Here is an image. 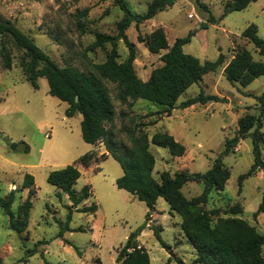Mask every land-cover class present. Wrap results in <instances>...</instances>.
<instances>
[{
    "label": "rangeland",
    "instance_id": "rangeland-1",
    "mask_svg": "<svg viewBox=\"0 0 264 264\" xmlns=\"http://www.w3.org/2000/svg\"><path fill=\"white\" fill-rule=\"evenodd\" d=\"M123 1L132 13L146 14L153 0ZM227 1L231 0H201V4L196 0H175L172 7L146 23H133L126 32L136 46L135 69L143 81L149 80L153 70L163 65L161 57L167 51L152 54L139 37L147 40L159 27L165 29L170 47L178 39L194 33L184 52L202 62H215L224 54L225 64L189 88L177 107L200 94L218 96L221 102L176 108L171 116L157 115L162 110L160 105L144 100L124 105L117 98V86L106 83L116 110L114 132L118 140L129 144V131L138 124H146L142 130L150 140L158 132H168L185 145L186 155L174 157L168 149L150 143L156 159L154 177L158 181L165 171L173 176L182 171L207 173L222 156L231 177L224 191L211 193L204 209L220 210L223 217L241 218L264 234V214L255 217L263 200L264 171L259 170L244 180L240 189V177L254 164L251 136L241 139L233 152L223 155L226 142L239 136V119L246 114H261L258 97L264 94V76L243 87L229 82L224 69L243 49L249 50L256 61L263 60L253 43L242 34L255 25L264 40V0L229 14L225 13ZM124 15L115 0H0L3 21H11L60 67L72 66L86 74H96L95 66L103 64L112 50L111 43L93 46L97 33L117 37L119 61L128 59L129 50L118 36V23ZM80 23L84 24L83 29ZM3 46L13 55L12 70L3 67ZM23 59H27L25 52L17 48L11 37L0 35V199H7L14 192L12 210L19 220V209L29 195V189L23 188L26 174L34 176L36 191L29 226L22 234L10 228V218L0 203L2 263L98 264L101 260L102 264H120L119 252L130 235L141 228L138 244L147 250L152 264H178V259L193 263L196 250L182 231V218L171 212L163 198L150 212L145 203L120 190L116 185L123 176L120 164L112 156H105L107 150L103 143L92 145L83 140L82 115L68 117L69 104L50 94L45 78L38 79V89L25 80ZM12 144H18L19 149L11 148ZM26 145L30 147L28 153ZM89 153H96L97 160L86 167L80 160ZM262 153L264 159V145ZM68 166H75L81 172L74 186L78 195L87 187L92 195L72 208L70 231L61 237V227L68 222L72 202L49 184L48 177ZM182 191L190 200L203 193L204 185L190 182ZM94 204L98 205L96 213L82 212ZM235 206H240L243 213L225 215ZM212 219L215 222L217 218ZM81 228L84 231H79ZM154 229L161 231L167 247L161 244Z\"/></svg>",
    "mask_w": 264,
    "mask_h": 264
},
{
    "label": "trees",
    "instance_id": "trees-1",
    "mask_svg": "<svg viewBox=\"0 0 264 264\" xmlns=\"http://www.w3.org/2000/svg\"><path fill=\"white\" fill-rule=\"evenodd\" d=\"M174 1L153 0L149 4L146 14H134L123 0H115L116 5L125 13L123 19L118 23V36L128 48L129 56L126 61L120 62L117 37L97 33L93 46L98 48L111 43L112 50L103 64L95 66L96 74H86L72 66L60 67L11 21H3L1 17L0 35L11 37L17 48L23 50L25 57L29 59L28 61L23 59L21 63L25 80L38 89V79L45 78L50 86V94L69 104L67 116L71 118L77 114L82 115L83 140L92 145L103 143L108 152L105 156H112L120 164L123 176L117 180V187L145 203L150 212L155 210L157 201L163 198L168 202L171 212L182 218V231L196 250L197 257L191 264H264V234L241 218L223 217L220 215L222 213L220 210L209 212L204 209V206L209 202L211 193L214 190L224 191L231 177V172L225 167L222 156L215 161L207 173L182 171L173 176L170 172L165 171L158 181L154 177L156 159L150 151V143L168 149L174 157L186 155L185 145L168 132H158L150 140L149 135L142 130L146 124H138L136 128L129 131V144L118 140L114 132L116 110L106 82L117 86V98L124 105L130 101L138 100L160 105L162 110L157 112V115L171 116L172 111L176 108L186 109L198 104L221 102L218 96L200 94L177 107L180 97L189 88L201 82L209 73L216 72L225 64L226 60L224 54H220L215 62H202L195 56L186 54L184 46L192 42L194 33L178 39L173 47H170L163 27L154 30L147 40L139 37L140 42L146 43L150 53L158 55L162 51L167 52L161 57L163 65L153 70L149 80L143 81L138 77L135 69L136 46L130 42L126 32L133 23L139 25L152 20L159 12L172 7ZM196 1L201 4V0ZM256 1H227L225 13L244 11ZM85 15L86 13H83V16ZM210 20L214 21L213 18ZM80 28H84L83 23H80ZM242 36L253 43L263 60L256 61L249 50L243 49L238 51L225 67L224 75L232 84L238 83L247 87L256 79L264 76V40L259 37L258 28L255 25L249 26ZM1 55L5 70H12L14 58L5 46L2 48ZM258 102L261 114L259 116L246 114L239 119V136L226 142L223 154H230L241 139L251 136L254 164L247 174L240 177V189L244 180L254 176L259 170L264 171L262 153L264 94L258 97ZM11 148L17 150L19 145L12 144ZM29 151L30 147L26 145L25 152ZM94 160H97L96 153H89L84 155L80 161L84 166L90 167ZM80 178L81 172L75 166H68L52 172L48 177L49 184L65 193L72 202L68 222L61 227V237L70 231L72 208L77 207L92 195L90 187L85 188L81 195H78L74 186ZM190 182L203 184L204 191L200 196L189 200L182 190ZM34 186V176L26 174L23 188L29 189V195L19 209V220L16 219L12 210V205L15 202L14 192H11L7 199H0L2 208L10 218V228L18 234L25 232L29 226L33 208L32 198L36 194ZM97 211V204L82 209V212L96 213ZM242 213V208L235 206L226 211L225 215ZM259 214H264V194L255 217ZM213 217L217 218L215 222ZM79 231H84V229L81 228ZM142 231L143 228L130 235L118 254V263L152 264L147 250L138 244V237ZM154 232L161 244L167 247L162 240L161 231L154 229ZM39 244L42 242L37 246ZM177 261L178 264H187L182 259ZM0 264H3L1 259ZM98 264H102L101 260H98Z\"/></svg>",
    "mask_w": 264,
    "mask_h": 264
},
{
    "label": "crops",
    "instance_id": "crops-1",
    "mask_svg": "<svg viewBox=\"0 0 264 264\" xmlns=\"http://www.w3.org/2000/svg\"><path fill=\"white\" fill-rule=\"evenodd\" d=\"M107 154H108V152H107Z\"/></svg>",
    "mask_w": 264,
    "mask_h": 264
},
{
    "label": "water",
    "instance_id": "water-1",
    "mask_svg": "<svg viewBox=\"0 0 264 264\" xmlns=\"http://www.w3.org/2000/svg\"><path fill=\"white\" fill-rule=\"evenodd\" d=\"M78 100V99H77Z\"/></svg>",
    "mask_w": 264,
    "mask_h": 264
}]
</instances>
